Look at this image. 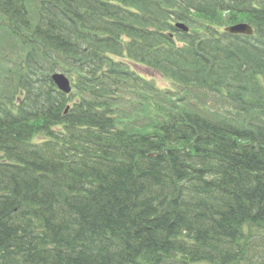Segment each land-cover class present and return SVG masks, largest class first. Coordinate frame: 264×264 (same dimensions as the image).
Here are the masks:
<instances>
[{
  "label": "trees",
  "instance_id": "1",
  "mask_svg": "<svg viewBox=\"0 0 264 264\" xmlns=\"http://www.w3.org/2000/svg\"><path fill=\"white\" fill-rule=\"evenodd\" d=\"M0 13L21 23L0 21V77L24 91L3 103L0 89V264H264V0H0ZM238 22L254 34L221 32ZM121 54L185 93L124 81ZM65 69L91 76L72 103L51 80ZM119 83L129 110L110 104Z\"/></svg>",
  "mask_w": 264,
  "mask_h": 264
},
{
  "label": "bare ground",
  "instance_id": "2",
  "mask_svg": "<svg viewBox=\"0 0 264 264\" xmlns=\"http://www.w3.org/2000/svg\"><path fill=\"white\" fill-rule=\"evenodd\" d=\"M13 1H17V2H19L20 0H13ZM11 4H12V2H10ZM27 8H28V4H25V5H22L21 7H19V9H17V11H16V14H17V16H19V17H21V18H25V19H27V16H28V13H27ZM2 14L0 13V21L1 22H3V23H7V24H11V25H13V26H15V27H19V25L21 24H17L16 22H14L11 18H10V16H8V17H4V16H1ZM16 17V16H15ZM17 19H18V21H20V18H18L17 17ZM17 21V22H18ZM251 29H252V33L251 34H247L248 36H252L253 34H254V28L253 27H250ZM56 33H60V31H56L55 32V34ZM51 36H52V33H51ZM51 36H48V38L49 39H51ZM62 38H65V37H63L62 36ZM46 39V38H45ZM63 40H65V39H63ZM117 49H119V47H117ZM111 53H113V52H110V54ZM93 67V66H92ZM115 68V65H112V64H109V69L110 70H112V69H114ZM84 70V69H83ZM82 70V71H83ZM75 116H76V118L78 119V118H81V117H83V116H85L86 117V114H84V113H80V112H77V113H75L74 114ZM111 115H112V113H111ZM113 118H115V117H113ZM117 119V121H118V123L120 124L121 123V121H120V117H117L116 118ZM120 127H124V125H122V124H120V125H118V127H115V128H120ZM111 241V240H110ZM112 248H113V246H111Z\"/></svg>",
  "mask_w": 264,
  "mask_h": 264
},
{
  "label": "water",
  "instance_id": "3",
  "mask_svg": "<svg viewBox=\"0 0 264 264\" xmlns=\"http://www.w3.org/2000/svg\"><path fill=\"white\" fill-rule=\"evenodd\" d=\"M228 30L233 33H245V34L252 33V29L246 24H238V25L228 28ZM53 80L61 90L65 92L70 91L71 89L70 81L65 74L63 73L54 74Z\"/></svg>",
  "mask_w": 264,
  "mask_h": 264
},
{
  "label": "rangeland",
  "instance_id": "4",
  "mask_svg": "<svg viewBox=\"0 0 264 264\" xmlns=\"http://www.w3.org/2000/svg\"><path fill=\"white\" fill-rule=\"evenodd\" d=\"M4 54H5V52H4ZM5 66H9V67H11L12 66V64L11 63H3ZM147 76H149V78H153L154 80H155V82H156V84H157V86L158 87H160L161 89H172L173 88V86L171 85V81H169V80H167V79H165V78H163L160 74H158V73H151L150 71L149 72H147ZM0 80H2V82H3V79L0 77ZM4 83V85L6 86V83L5 82H3ZM175 87L178 89V87L175 85ZM174 91H176L175 89H174ZM130 98V97H129ZM130 100H131V102H134L135 101V99L134 98H130ZM110 104L112 105V107H113V111H117V110H120V109H122L119 105H116L115 103H111L110 102ZM120 115H121V113L120 112H115V114H112V117H115V118H117V117H120ZM126 115V114H125ZM124 115V116H125Z\"/></svg>",
  "mask_w": 264,
  "mask_h": 264
}]
</instances>
